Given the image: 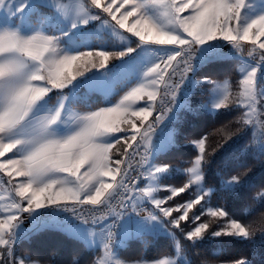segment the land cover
Returning <instances> with one entry per match:
<instances>
[{
  "label": "snow or ice",
  "instance_id": "obj_1",
  "mask_svg": "<svg viewBox=\"0 0 264 264\" xmlns=\"http://www.w3.org/2000/svg\"><path fill=\"white\" fill-rule=\"evenodd\" d=\"M246 5L247 0H0V172L9 177L8 195H0V264H25L15 245L49 228L102 250L97 264H128L118 250L128 239L145 235H166L174 241L173 256L152 264H191L171 229L183 231L181 221L189 220V210L215 191L204 187L207 136L194 141L199 155L184 170L187 183L162 188L159 181L180 169L155 163L176 144L175 129L161 125L178 121L182 112L215 116L232 104L227 80L192 78L197 54L200 64L231 56L240 61L242 75L235 106L244 109L243 125L253 129V142L241 151L264 157V120L260 119L264 88L258 90V82L264 80V12L246 17ZM116 26L141 43L135 48L127 43L114 51L105 43L99 51H91L100 29L110 30L124 42ZM241 40L253 45L247 60L238 55ZM221 41L236 52L225 53ZM146 52L152 53L150 59ZM110 58L116 62L108 63ZM133 81L136 86L115 106L72 112L73 103H87L89 92L101 94L107 105L119 87ZM201 85L211 88L203 102L193 105L192 93ZM81 88L87 89L83 95ZM54 89L59 90L57 103L49 107L46 97ZM144 96L145 104L137 105ZM153 113L157 114L149 121ZM132 117L140 121L139 126ZM129 130L130 136L117 135ZM217 131L224 134L219 145L224 149L234 133L227 131V125ZM122 142L123 154L113 159V149ZM136 156L139 166L134 168ZM215 175L219 189L230 196H238L249 183L247 172L227 179L223 170ZM3 184L0 179V187ZM193 186L194 199L176 208L163 206ZM161 190L171 196L157 198ZM252 200L264 204V189ZM85 205L95 207L86 214ZM23 214L31 220L30 230L23 227ZM207 214L228 218L227 230L211 231V237L246 240L253 235L250 224L230 218L224 208L209 206ZM201 215L193 214L192 220L199 221ZM208 229L207 223H199L185 238L195 245L205 239ZM232 264L250 261L241 257Z\"/></svg>",
  "mask_w": 264,
  "mask_h": 264
},
{
  "label": "trees",
  "instance_id": "obj_2",
  "mask_svg": "<svg viewBox=\"0 0 264 264\" xmlns=\"http://www.w3.org/2000/svg\"><path fill=\"white\" fill-rule=\"evenodd\" d=\"M232 61L228 57L219 61H210L199 68L195 73V80L204 77L221 79L235 73ZM264 88V80L258 82ZM202 86V85H201ZM201 95L206 98L209 85H204ZM120 92L114 95L115 100ZM200 94L194 92L191 100ZM100 94H90L87 103L78 101L73 103L78 109H94L104 105ZM241 108L222 110L215 116L209 114L192 115L182 112L178 123L176 145L167 152L162 153L155 160L159 164H169L172 167L187 168L198 155V151L190 145V141L207 136L205 143V160L203 165L206 185H215V191L210 195L211 204L215 208H224L230 218L240 220L245 225H251L253 235L250 239H237L234 237H209L205 235L203 241L195 245L179 235L184 254L191 264H232L241 257L247 258L250 264H264V204L256 203L252 197L264 189V157H258L252 150H245L251 143L249 128L243 129L237 136H232L227 147L220 149L224 142V134L217 131L227 125V131L233 133L234 120L241 114ZM126 146V145H125ZM123 154V152H122ZM240 165H243L242 167ZM223 170V176L237 173H248L249 183L238 196H230L218 187V177L215 175ZM187 180V175H175L168 178V183L182 187ZM189 198V197H188ZM186 192L172 199L180 203L188 200ZM178 200V201H177ZM252 205V211L248 206ZM212 228L207 230L211 233ZM206 234V233H205ZM209 235V234H208ZM172 239L166 235L153 237L145 235L128 240L127 244L119 250V255L126 260H140L142 257L152 259L168 254H173ZM16 254L28 255L39 264H93L97 251L88 248L82 241L76 240L66 233L49 228L35 234L30 238L22 239L16 246Z\"/></svg>",
  "mask_w": 264,
  "mask_h": 264
},
{
  "label": "rangeland",
  "instance_id": "obj_3",
  "mask_svg": "<svg viewBox=\"0 0 264 264\" xmlns=\"http://www.w3.org/2000/svg\"><path fill=\"white\" fill-rule=\"evenodd\" d=\"M93 11L100 12L99 9H93ZM121 11H123V10H121ZM261 12H264V0H247V5H246V7L244 9V15L246 17H251V16L257 15V14H259ZM100 14L102 16H105L107 19H109V21H110L111 24L115 25V21H112L111 18L110 17H107L106 14H104L102 12ZM117 15H119V14H117ZM34 26H35V21H34ZM94 27H98V26H96L94 24ZM116 29H117V31L121 35H123L126 38V40L124 42H121L119 40V37L113 36L111 34L110 30L100 29L99 30V33H98V36H95L93 38L94 47H93V49H91V51H93L94 53L96 51H99L100 50V47L99 46H101V45H103L105 43H107L108 45H110L109 51L119 50V49L123 48L124 44H127V43H130L131 46L134 47V48L138 44L141 43V41L139 40L138 37L133 36L131 33L126 32L124 29H119L118 26H116ZM49 34H51V30L49 31ZM261 39H264V37H262ZM238 43H239V46H240V51H239L238 55L242 59H244V60L249 59L248 52L253 47V45L250 42L243 41V40L239 41ZM111 45H115V47L113 48V47H111ZM150 46L153 47V48L161 47V46H157V45H150ZM223 49L227 53L236 52V50L233 49L230 44H228L227 47H224ZM82 51H89V49H82ZM157 53H155V54H157ZM151 56H152V53L151 52H146L145 53V57L146 58L150 59ZM228 58L231 59V61H232L231 65L234 66L235 73L233 75H227V76H225L224 78H221V79H212L213 81H225V80H227L228 83H229V86H230L229 87V91L231 93L232 104H230L227 108L221 109L220 111H222V110H230V109H233V108H237L235 105L239 101V95H238L239 92H240L239 80L242 79V75H241L240 70H239L241 64H240V61L232 58L231 56H228ZM115 62L116 61H114V60H112L110 58V60H109L108 63H115ZM144 70H146V69H144ZM73 71H75V65L73 67ZM203 78H205V77L201 74V78L199 80H202ZM136 84H137V81H133L131 84H128V85L123 86V87H119L118 90H117V93L118 92H120V93L118 94L117 98L115 100H111V102L109 104H107V105L104 104V105H101L98 108H94V109H84V110L78 109L77 107H74L73 105H71L72 112L77 113V114H83V113L90 112V111H98L100 108H103V107H112V106H115L117 103H119V101L122 99V97L128 91L131 90L132 87H135L136 86ZM210 88H211V85H209L208 90ZM260 88H263V86L258 83V90ZM204 89H205L204 88V85H202V86H200L198 88V90L195 91V92H199L200 94H198L194 98V100H191V103L193 105H196V104H198L200 102H203L206 99V98L203 99L202 96H200L201 93H202V91ZM148 90H151V89H148ZM58 91L59 90L54 89L52 92L49 93L48 97H46V99L48 101V106L49 107L56 105ZM79 91H80V94L83 95L85 92H87V89L86 88H81ZM91 93L92 94H99V93H95V92H89L88 93V96ZM103 99H104V97H103ZM146 101H147V97L144 96L142 100H140V101L137 102V105L143 106ZM261 103L264 104V101H261ZM241 110H242V112H241L240 116L234 120L235 123L233 125V127H234L233 128V133H234L233 136L235 137V136H237V134H239L241 132V131L240 132H237V129H242L243 130L245 128H249L250 129V133H251V143H252L253 142V129L250 126L243 125L242 120L240 119V117H242L243 112H244V109L241 108ZM261 111H262V113H264V108H262ZM132 119L135 120L136 124L139 126L140 121L137 120L135 117H132ZM260 119L261 120H264V114L261 115ZM181 120L182 119L180 118L178 121H173V122H169V123L167 121H165L161 125V127L167 126L170 129H175V140H176V135L178 133V123ZM145 124H146V122H145ZM122 126L123 127H128L126 125H122ZM131 134L132 133L129 130L127 133H118L117 135L130 136ZM196 140H198V139H195V140L190 141L189 144L192 145L198 151V155H199V150L194 145V141H196ZM124 147H125V144L122 142L121 144L117 145L116 148L113 149V151H112V157H113V159L120 158V156L122 155V152H123V148ZM8 155H10V154H8ZM0 159H3V158H0ZM156 164L162 165V164H159V163H156ZM189 167H191V165ZM173 168L180 169V171L173 172L172 174L163 177L159 181V184L161 185L162 188H163L164 185H167V186H170V187H176L175 185H172V184H170V183L167 182L168 181V178L169 177H172V176H175V175H179V176L180 175H186L185 172H184V170L187 169L188 167L187 168H180V167L174 166ZM204 177H205V175H204ZM0 179H3V181H4L3 186L0 187V195H3V196L6 197L8 195V192L5 189H7L9 187V185H8L9 177L6 176L4 173L0 172ZM19 179H21V178H19V177L16 178V180H19ZM105 180L108 181V180H110V178L106 177ZM187 181H188V176H187L186 183H187ZM145 183H146V181H143V183L140 186L143 187L145 185ZM204 187L205 188H214L215 189V185H210V186L206 185L205 179H204ZM176 188H178V187H176ZM211 193H210V195H211ZM180 194H183V193H180ZM186 194H187V198L189 197L188 200L189 199H194L195 198V186H193L192 189L187 190L186 191ZM155 195L157 196V198L165 199L166 197L171 196V193L170 192H166L164 190H161V191L157 192ZM210 195H209V198H208V200L206 202H202L201 205H194L193 208L191 210H189V220L188 221H181V226H182L183 231H181L180 229H174V228L171 229L172 231L175 232L176 239L177 240L180 241V239H179V235L180 234L185 237L186 236V232L189 231V230H193L194 227L195 226H198L199 223H207L209 225V229L212 228V231L218 230V229H221V228L227 230L228 218L212 217V216H210V215L207 214V208L209 206L212 207V208H215V206L211 204ZM173 198H175V197H172V199ZM172 199L171 200H168L166 202V204L163 205V206L164 207L176 208L178 205L183 204V203H185L187 201L186 200V201H183V202L180 203V200L179 201L177 200L178 202L175 201L172 204L171 203ZM146 206H147L146 208H148L149 210H155L154 209V206L151 205V204H146ZM201 213H203V215H201ZM180 214H182V210H181V212L174 211L172 213V217H177ZM193 214L201 215V219L199 221L192 220ZM143 215H145V213ZM169 227L171 228V226H169ZM205 235L211 237L209 232H206ZM128 240H130V239H128ZM128 240L126 241L125 245L127 244ZM171 245H172V248L174 249V241L173 240H172V244ZM93 251L96 252V250H93ZM97 253H98V255H96L93 264H97V261L103 255L102 250L101 251H97ZM173 254H168V255L161 256V257L152 258V259H148V258L142 257L140 260H134V261L126 260V259H124L121 256H120V258L122 260L127 261L128 264H145V262H148V264H152V262H154V261L169 258V257L173 256ZM16 255L18 257L24 258L25 259V264H39L38 262L32 260L28 255H25V254L24 255L23 254H16Z\"/></svg>",
  "mask_w": 264,
  "mask_h": 264
},
{
  "label": "built area",
  "instance_id": "obj_4",
  "mask_svg": "<svg viewBox=\"0 0 264 264\" xmlns=\"http://www.w3.org/2000/svg\"><path fill=\"white\" fill-rule=\"evenodd\" d=\"M221 43L223 44L224 47H227V45H228L227 42H222V41H221ZM224 47H223V48H224ZM223 50H224V49H223ZM224 52H226V51H224ZM159 54H160V53H157V55H159ZM206 63H208V62H206ZM206 63L200 64V63H199V54H197V59L194 60L195 73H196V71H197L199 68H201L202 66H204ZM195 73L192 74V78H193V79H195V78H194ZM173 79H176V78H173ZM189 88H191V85H189ZM163 91H164V89H163V86L161 85L160 92L163 93ZM165 99H167V97H166ZM158 107H159V106H158ZM156 114H157V113H153V115L149 117V121L154 120V117H155ZM146 123H147V121H146ZM168 123H169V122H168ZM130 151H131V150H130ZM139 159H140V157H139V156H136L135 159L132 161V163H133V167H134V168H136V167L139 166V165H138V161H139ZM133 175H135V173H133ZM110 182H111V181H110ZM142 182H143V179L141 180L140 185L142 184ZM113 203L115 204V201H113ZM50 207H51V206H50ZM94 207H95V206H92V205H85V206H84V208H85V213L87 214V213H88V210H90V209H92V208H94ZM145 207H146V205H145ZM57 210L59 211V209H57ZM38 211H40V212H44L45 209H40V210H38ZM142 213H143V212H141L140 214H142ZM61 215H71V214H70V213H63V212H61ZM109 222H110V221H109ZM23 227H24L25 230H30V229L32 228L31 220H30V218H28L27 214H23ZM18 243H19V242H18ZM18 243H17V244H18ZM17 244L15 245V248H16Z\"/></svg>",
  "mask_w": 264,
  "mask_h": 264
},
{
  "label": "crops",
  "instance_id": "obj_5",
  "mask_svg": "<svg viewBox=\"0 0 264 264\" xmlns=\"http://www.w3.org/2000/svg\"><path fill=\"white\" fill-rule=\"evenodd\" d=\"M107 182H110V180H108Z\"/></svg>",
  "mask_w": 264,
  "mask_h": 264
}]
</instances>
